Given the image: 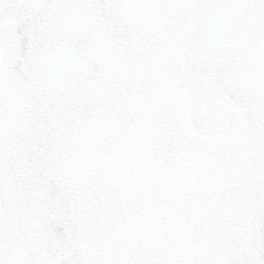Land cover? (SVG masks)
Segmentation results:
<instances>
[{
	"label": "snow or ice",
	"instance_id": "obj_1",
	"mask_svg": "<svg viewBox=\"0 0 264 264\" xmlns=\"http://www.w3.org/2000/svg\"><path fill=\"white\" fill-rule=\"evenodd\" d=\"M0 264H264V0H0Z\"/></svg>",
	"mask_w": 264,
	"mask_h": 264
}]
</instances>
